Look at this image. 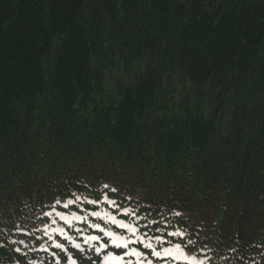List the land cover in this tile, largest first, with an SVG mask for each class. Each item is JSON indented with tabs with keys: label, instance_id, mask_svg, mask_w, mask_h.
Listing matches in <instances>:
<instances>
[{
	"label": "trees",
	"instance_id": "1",
	"mask_svg": "<svg viewBox=\"0 0 264 264\" xmlns=\"http://www.w3.org/2000/svg\"><path fill=\"white\" fill-rule=\"evenodd\" d=\"M96 223L264 264V0H0V264H93Z\"/></svg>",
	"mask_w": 264,
	"mask_h": 264
},
{
	"label": "snow or ice",
	"instance_id": "2",
	"mask_svg": "<svg viewBox=\"0 0 264 264\" xmlns=\"http://www.w3.org/2000/svg\"><path fill=\"white\" fill-rule=\"evenodd\" d=\"M105 187H107V185H105ZM115 191V190H113ZM59 202V201H57ZM69 204L73 203V201H69ZM88 203L91 204H95L97 203V201L92 200V201H88ZM114 203V201H113ZM67 206V205H65ZM126 214H128V209L124 210ZM92 216L98 217V218H102V219H106L108 221H111L112 224L118 225L120 228L122 229H127L128 232L132 233L133 235H135L137 229L130 223H125L123 220H117L115 216L110 215L109 213H104L103 216L101 214V212H92L91 213ZM63 218V217H62ZM75 219H85L79 216H76ZM90 227L97 229L100 233H103V237H107V240H104L101 236H97V235H91L87 238V240L85 241L86 243L88 241H95L97 242V246H95L94 251L97 254L96 256V260L93 262V264H125L124 262V256H128V255H133L136 257H144V260L147 261V264H152V261L150 259H148V257L138 251L135 248L129 249V243H135L137 241H140L141 238H137V241H130L129 238H126L123 235H119L116 232L110 230V229H105L104 227H102L100 224L96 223V224H92L90 225ZM169 235H181L178 232L175 233H169ZM69 239H71L69 237ZM156 240L160 241L161 238L159 236L155 237ZM110 246L112 249L114 250H124L123 254H116L115 251L113 250H109ZM57 248H63V245L61 244H56ZM75 248L80 249V244H75L74 245ZM144 247L146 249H150V256L152 257H156V258H162L165 256H169L171 255L173 249L170 248H163L162 251H157L153 245L151 243H144ZM174 248L176 251H180L181 250V246L180 244H176L174 245ZM103 254V255H101ZM141 264H143V261L141 262Z\"/></svg>",
	"mask_w": 264,
	"mask_h": 264
},
{
	"label": "rangeland",
	"instance_id": "3",
	"mask_svg": "<svg viewBox=\"0 0 264 264\" xmlns=\"http://www.w3.org/2000/svg\"><path fill=\"white\" fill-rule=\"evenodd\" d=\"M54 264H59V262H58V261H56Z\"/></svg>",
	"mask_w": 264,
	"mask_h": 264
}]
</instances>
